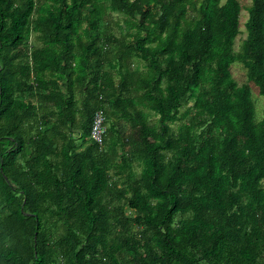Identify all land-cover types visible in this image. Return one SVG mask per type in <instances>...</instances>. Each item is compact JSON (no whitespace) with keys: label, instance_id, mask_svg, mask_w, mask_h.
Wrapping results in <instances>:
<instances>
[{"label":"trees","instance_id":"1","mask_svg":"<svg viewBox=\"0 0 264 264\" xmlns=\"http://www.w3.org/2000/svg\"><path fill=\"white\" fill-rule=\"evenodd\" d=\"M254 89L264 0H0V264H264Z\"/></svg>","mask_w":264,"mask_h":264},{"label":"rangeland","instance_id":"2","mask_svg":"<svg viewBox=\"0 0 264 264\" xmlns=\"http://www.w3.org/2000/svg\"><path fill=\"white\" fill-rule=\"evenodd\" d=\"M246 12H242V16H241V25L244 23L245 19H246ZM117 19H119L118 16L113 15L112 18V24H114V22L117 21ZM241 30H244L243 27H241ZM232 72L233 75L235 76L236 80L239 83H242L246 80L245 78V71L242 68V66L240 64H234L232 67ZM254 95V96H253ZM252 98L256 101L255 104V117L256 119H261L263 116V109H264V97H261L258 95L256 89H254V92L252 90Z\"/></svg>","mask_w":264,"mask_h":264},{"label":"crops","instance_id":"3","mask_svg":"<svg viewBox=\"0 0 264 264\" xmlns=\"http://www.w3.org/2000/svg\"><path fill=\"white\" fill-rule=\"evenodd\" d=\"M78 114H80V113H78ZM80 115H78L79 117H77V119H76V122H75L76 131H75V133H73V138H72L73 146L76 147V151H78V152L82 151L85 148V145L90 143L87 138H81V136H82L81 124L83 123V119L81 118ZM117 123H118L119 128L121 127L124 131L126 130L127 125L125 123H123L122 121H117ZM63 144H64V146H67V141H65V143H64V141H61L58 145L62 146Z\"/></svg>","mask_w":264,"mask_h":264},{"label":"built area","instance_id":"4","mask_svg":"<svg viewBox=\"0 0 264 264\" xmlns=\"http://www.w3.org/2000/svg\"><path fill=\"white\" fill-rule=\"evenodd\" d=\"M106 132V125L104 124V117L102 112H96L90 131V138L94 142L101 144L103 136Z\"/></svg>","mask_w":264,"mask_h":264}]
</instances>
